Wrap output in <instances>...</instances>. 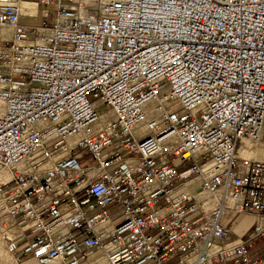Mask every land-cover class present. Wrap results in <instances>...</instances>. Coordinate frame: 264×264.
I'll list each match as a JSON object with an SVG mask.
<instances>
[{
    "label": "built area",
    "instance_id": "built-area-1",
    "mask_svg": "<svg viewBox=\"0 0 264 264\" xmlns=\"http://www.w3.org/2000/svg\"><path fill=\"white\" fill-rule=\"evenodd\" d=\"M243 139H264V0H0L16 258L264 264V161Z\"/></svg>",
    "mask_w": 264,
    "mask_h": 264
},
{
    "label": "crops",
    "instance_id": "crops-1",
    "mask_svg": "<svg viewBox=\"0 0 264 264\" xmlns=\"http://www.w3.org/2000/svg\"><path fill=\"white\" fill-rule=\"evenodd\" d=\"M84 1L93 3L94 0H84ZM21 6H22V8H23V10L25 12H32V11H34V8L36 7V4H34V3L30 4V3H25L24 2V3L21 4ZM35 13L37 14V18H34V17L31 18V17H28V16H24L23 21L25 23H29L28 20H30V21L36 23L44 15V12L42 10H40V7H38V11L36 10ZM35 13H33L31 15H34ZM27 15H30V14H27ZM239 154H240V156H245V157H249V158H252V159H258V160H263L264 161V145L256 147L252 143L244 140L240 144ZM246 220H250V223H248L246 225V227L243 228L242 224H244V222ZM255 221H256V218L253 215H248V216L243 217L234 227V232H235L234 238H236V236L243 235L251 227V225Z\"/></svg>",
    "mask_w": 264,
    "mask_h": 264
},
{
    "label": "rangeland",
    "instance_id": "rangeland-1",
    "mask_svg": "<svg viewBox=\"0 0 264 264\" xmlns=\"http://www.w3.org/2000/svg\"><path fill=\"white\" fill-rule=\"evenodd\" d=\"M93 2H95V0ZM28 22L31 23L32 21L28 20ZM32 23H34V22H32ZM246 140L249 141L250 143H252L256 147L264 145V139L263 140H257V141H253V140H249V139H246ZM0 175H2V174L0 173ZM2 177L4 178L3 175H2ZM248 223H250V220H246L244 222V224H242L243 228L246 227V225ZM0 264H38V263L35 259L34 260H32L31 258L18 259L15 256H13L11 253H9L7 251V248L5 246L3 238L0 234Z\"/></svg>",
    "mask_w": 264,
    "mask_h": 264
},
{
    "label": "bare ground",
    "instance_id": "bare-ground-1",
    "mask_svg": "<svg viewBox=\"0 0 264 264\" xmlns=\"http://www.w3.org/2000/svg\"><path fill=\"white\" fill-rule=\"evenodd\" d=\"M82 2H83V4H86V5H94L95 4V2H86V1H84V0H81ZM22 3H24V2H22ZM21 3V4H22ZM25 3H34L35 4V2H33V1H31V2H25ZM21 9H22V12L24 13V14H33V13H35L36 12V7L34 8V11H32V12H25L24 10H23V8H22V6H21ZM244 140H246V139H243L242 140V142L244 141ZM247 141V140H246ZM249 142V141H248ZM240 148V147H239ZM238 154H239V150H238ZM240 155V154H239ZM3 176H4V178L2 177V175H0V177L2 178V179H5V177H6V172L5 171H1L0 172ZM8 251V250H7ZM32 260H34L33 258H31Z\"/></svg>",
    "mask_w": 264,
    "mask_h": 264
}]
</instances>
